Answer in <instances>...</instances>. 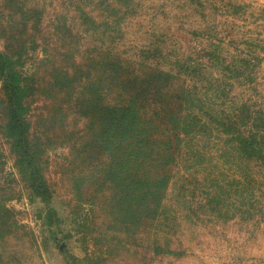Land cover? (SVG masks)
Returning a JSON list of instances; mask_svg holds the SVG:
<instances>
[{"label":"rangeland","instance_id":"obj_1","mask_svg":"<svg viewBox=\"0 0 264 264\" xmlns=\"http://www.w3.org/2000/svg\"><path fill=\"white\" fill-rule=\"evenodd\" d=\"M117 1L0 0V52L27 91L19 111L0 73V264H264V165L223 155L229 137L216 129L180 150L141 134L154 152L129 156L120 146L132 137L101 148L97 116L82 114V65L106 54L196 55L213 40L224 55L254 39L264 56V0ZM258 74L264 91V61Z\"/></svg>","mask_w":264,"mask_h":264},{"label":"trees","instance_id":"obj_2","mask_svg":"<svg viewBox=\"0 0 264 264\" xmlns=\"http://www.w3.org/2000/svg\"><path fill=\"white\" fill-rule=\"evenodd\" d=\"M131 1L117 2L129 6ZM83 19L89 24L87 29L97 28L95 19L88 15ZM244 42L249 43L246 48L239 47L237 42L236 52L224 55L220 43L208 40L196 48L197 56L186 54L183 45L177 54L164 46L143 49L140 57L133 58L106 54L97 67L82 65V72L85 67L88 71L87 77L82 76V114L97 116L101 148L115 150L122 142L119 137L130 136L134 140L120 147L133 151L129 156H145L147 149L153 153L154 147L146 144L141 134L149 139L157 133L165 134L170 142L165 148L177 141L180 150L188 137L216 129L229 137V147L223 155L231 150L246 163L256 161L264 165V91L259 89L258 74L264 56L257 53L260 43L254 39ZM261 46L264 48V44ZM6 61L8 58L0 52L5 91L21 111L20 101L27 94L24 76L17 70L7 71ZM236 86L241 88L239 96L230 95ZM211 92L217 101L207 98ZM13 113L17 117L13 128L22 133L17 147L25 155L30 147L24 141V120L18 111ZM111 128L117 132L107 135ZM162 179L165 181L166 177ZM156 185L159 183L151 184Z\"/></svg>","mask_w":264,"mask_h":264}]
</instances>
